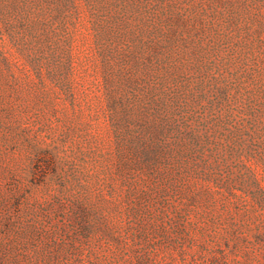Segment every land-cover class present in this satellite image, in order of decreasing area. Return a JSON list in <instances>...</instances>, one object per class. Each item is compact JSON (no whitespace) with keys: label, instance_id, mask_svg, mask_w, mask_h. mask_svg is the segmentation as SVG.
<instances>
[{"label":"rangeland","instance_id":"1","mask_svg":"<svg viewBox=\"0 0 264 264\" xmlns=\"http://www.w3.org/2000/svg\"><path fill=\"white\" fill-rule=\"evenodd\" d=\"M0 264H264V0H0Z\"/></svg>","mask_w":264,"mask_h":264}]
</instances>
